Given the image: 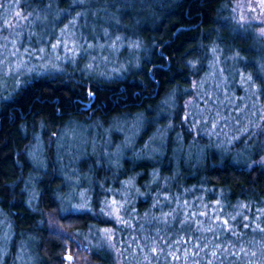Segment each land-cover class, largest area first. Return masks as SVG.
Listing matches in <instances>:
<instances>
[{
	"label": "trees",
	"instance_id": "trees-1",
	"mask_svg": "<svg viewBox=\"0 0 264 264\" xmlns=\"http://www.w3.org/2000/svg\"><path fill=\"white\" fill-rule=\"evenodd\" d=\"M82 1L17 0L32 18L78 2L82 10ZM238 1L173 0L156 9L160 18L132 32L146 48L138 66L111 79L64 69L19 81L0 108V213L10 225L9 255L0 264H264V36L239 21ZM215 65L218 93L239 100L250 87L261 109L256 128L225 145L181 121L184 102L198 98ZM149 108L163 119L146 124L117 157L105 133L87 138L72 167L87 184L89 208L63 212L70 196L62 188L71 184L54 145L63 129L135 120ZM36 137L44 166L30 201L24 182L34 175ZM109 201L117 212L107 211Z\"/></svg>",
	"mask_w": 264,
	"mask_h": 264
},
{
	"label": "rangeland",
	"instance_id": "rangeland-1",
	"mask_svg": "<svg viewBox=\"0 0 264 264\" xmlns=\"http://www.w3.org/2000/svg\"><path fill=\"white\" fill-rule=\"evenodd\" d=\"M172 2L173 0H83L85 8L82 10L78 8L79 2L78 6L74 4L60 13L54 7H47L34 18L19 10L17 0L0 3V108L4 102L9 101L10 94L18 89L19 81L29 75L73 69L87 76L97 75L111 79L129 67L136 68L146 48L134 36L133 30L137 32L138 29H148V21L160 18L156 9H161L166 4L169 6ZM235 11L241 23L252 24L255 31L264 36V0H239ZM215 67L216 65L211 67L203 79L198 98L184 102L181 121L192 132L207 137L211 135L217 144L225 145L239 138L252 126L256 128L261 120V109L252 96L250 87H244L246 94L239 100H229L218 93L220 74ZM168 104L169 101H165L164 105ZM161 119L162 111L149 108L135 120L119 118L113 120L112 125L105 119L87 125L77 122L63 129L59 142L55 139L54 143L60 157L58 168H63L60 171L71 184L68 185L70 188L66 185L62 188L70 196L69 199H62L66 207L62 209L63 212L77 213L89 208L91 197L87 184L75 177L72 167L76 163V152L85 147L89 136L95 135L98 140V136L105 133V146H110L113 156L117 157L120 152L128 151L133 146L131 143L146 124L156 125ZM113 133L119 135L115 140L110 137ZM156 142H159L158 138L148 149H155ZM29 156L34 175H29L25 180L24 189L30 201H34L37 196V174L44 166L43 149L38 137L34 138ZM125 185L127 183H123L118 191L124 193ZM111 193H114L113 190ZM106 206L111 213L118 210L113 201H109ZM52 218L55 222L57 216L52 215ZM53 220L48 218L47 225L55 226ZM9 233L8 220L0 213L1 259L9 255ZM110 234L105 233L108 240L111 238ZM19 255L24 262L27 261L28 254L23 246Z\"/></svg>",
	"mask_w": 264,
	"mask_h": 264
},
{
	"label": "snow or ice",
	"instance_id": "snow-or-ice-1",
	"mask_svg": "<svg viewBox=\"0 0 264 264\" xmlns=\"http://www.w3.org/2000/svg\"><path fill=\"white\" fill-rule=\"evenodd\" d=\"M69 259H70V257H69Z\"/></svg>",
	"mask_w": 264,
	"mask_h": 264
}]
</instances>
